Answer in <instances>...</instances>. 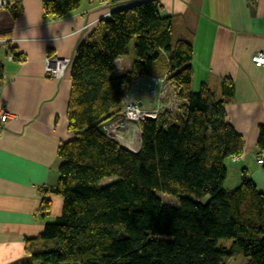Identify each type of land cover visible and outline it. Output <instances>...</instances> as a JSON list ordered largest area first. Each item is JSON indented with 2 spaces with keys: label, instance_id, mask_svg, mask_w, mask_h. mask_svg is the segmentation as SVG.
<instances>
[{
  "label": "trees",
  "instance_id": "16d2710c",
  "mask_svg": "<svg viewBox=\"0 0 264 264\" xmlns=\"http://www.w3.org/2000/svg\"><path fill=\"white\" fill-rule=\"evenodd\" d=\"M81 1L41 0L46 18L67 15ZM3 8L16 17L21 3L5 0ZM159 8L158 0L116 8L77 46L70 61L71 137L57 148L56 183L43 188L62 198V208L39 235L26 238L29 264H228L239 256L244 264H264V189L245 170L238 185L223 188L224 161L244 144L225 117L232 83L222 80L220 99L206 85L192 90V44L175 37L172 17ZM129 53V69L114 75L115 61ZM163 70L182 104L140 120L139 146L127 148L102 125L122 113L132 81ZM257 144L264 166V128ZM104 177L116 180L97 186ZM159 193L176 204H164ZM49 209L44 196L39 212Z\"/></svg>",
  "mask_w": 264,
  "mask_h": 264
},
{
  "label": "crops",
  "instance_id": "0c3cea01",
  "mask_svg": "<svg viewBox=\"0 0 264 264\" xmlns=\"http://www.w3.org/2000/svg\"><path fill=\"white\" fill-rule=\"evenodd\" d=\"M19 1L21 11L16 17L0 7V99L13 114L0 133V264H29L26 238L39 235L62 208V198L43 188L56 183L57 148L71 137L67 119L71 63L62 76L50 77L44 71L46 56L72 61L77 46L89 39L102 19L116 8L145 0H82L74 11L55 18L45 17L41 0ZM158 2L161 15L174 21L175 37H185L192 44V90L206 85L220 99L222 80L232 83L225 117L244 144L237 160L229 157L232 164L227 177L234 170L238 182L245 170L257 187L264 189V166L257 162L263 154L257 142L264 128V64L257 67L252 61L254 54L264 52V0ZM131 63V53L119 57L113 74H124ZM157 74L140 77L143 86L125 95L124 102L138 101L146 110L155 103L157 108L163 100L178 110L182 102L167 80V71ZM149 77L160 82L145 87ZM151 88L156 89L153 94L148 91ZM139 140L135 147H126L137 149ZM250 163L255 166L251 173ZM44 196L50 200L45 216L39 212ZM233 260L228 264H235Z\"/></svg>",
  "mask_w": 264,
  "mask_h": 264
},
{
  "label": "built area",
  "instance_id": "2783aa9c",
  "mask_svg": "<svg viewBox=\"0 0 264 264\" xmlns=\"http://www.w3.org/2000/svg\"><path fill=\"white\" fill-rule=\"evenodd\" d=\"M4 4H5V0H0V7H3ZM252 61L255 66L257 67L262 66L264 64V52L260 51L254 54V56L252 57ZM69 63H70V59L67 57L46 56L44 60L45 74L50 77H60L65 73ZM158 81L159 80L157 78H153V77L147 78L148 84H154V83L157 84ZM142 86L143 83L141 82L140 78L132 81L128 86L126 95L131 91L139 89ZM151 91L154 92L153 90ZM129 100L126 102V104H124V108L121 114L103 123L102 129L108 135H111L116 138L117 137L120 138V134L125 133L126 131L125 129L128 128V126H133L135 128L134 124H138L140 120L144 118L156 117L157 115L156 111L148 112L142 108L141 104L138 101H129ZM12 116H13L12 112L7 108L6 104L0 99V133L3 123H5ZM258 157L260 158H257V162L262 163L263 158L261 156ZM233 159H237V157L233 156Z\"/></svg>",
  "mask_w": 264,
  "mask_h": 264
},
{
  "label": "rangeland",
  "instance_id": "374dc122",
  "mask_svg": "<svg viewBox=\"0 0 264 264\" xmlns=\"http://www.w3.org/2000/svg\"><path fill=\"white\" fill-rule=\"evenodd\" d=\"M145 87H150V85L148 84V86H145ZM151 90H153L155 92L156 89L155 88H151V89L148 90L150 93L153 94L154 92H152ZM169 94L171 95L170 92H169ZM155 99H156V97H155ZM160 103L158 104L157 108H154L156 106V103L154 104V106L150 105L148 107V109H146V111H148V112H151V111L155 112L156 111L157 112L156 117L159 116L162 113H168L170 111L171 112L177 111L176 109L175 110L171 109V106L168 105L169 103H167L166 101L161 100ZM134 125H135V128L133 126H128V128L125 129V130H129L130 127H132L133 130L131 129L130 132H128V133L120 134V138L117 137V138L122 140V142H124L127 145L128 144L129 145L132 144L133 147H135L134 144L138 143L137 140L139 139L137 137V135H139L138 124H134ZM236 157L238 159V156H236ZM231 158L233 159V157H231ZM237 159H233V160H237ZM224 163H225V166H226L227 169H229L230 168L229 165L232 164L231 161H230V158H226ZM254 168H255V166H253V164L250 163L249 164V172L251 173ZM234 174H235L234 170H230L229 175H228V177H226V179L224 181V184H223V188L224 189L230 190V189H233L236 185H238L239 181L236 182V180L234 178ZM115 180H116L115 177H104L97 183V186H104V185H107V184H109V183H111L112 181H115ZM159 194L158 195H159V197L161 198V200H162V202L164 204H169V205H175L176 204V202H177L176 198H174L172 196H169V195H166V194H164V195L161 194V193H159ZM207 199H208V196L204 197L202 201L205 202ZM233 259H234L233 261H235V264H239L240 261L244 260V258L240 257V256L239 257H234Z\"/></svg>",
  "mask_w": 264,
  "mask_h": 264
},
{
  "label": "water",
  "instance_id": "95a60500",
  "mask_svg": "<svg viewBox=\"0 0 264 264\" xmlns=\"http://www.w3.org/2000/svg\"><path fill=\"white\" fill-rule=\"evenodd\" d=\"M128 148V147H127Z\"/></svg>",
  "mask_w": 264,
  "mask_h": 264
}]
</instances>
